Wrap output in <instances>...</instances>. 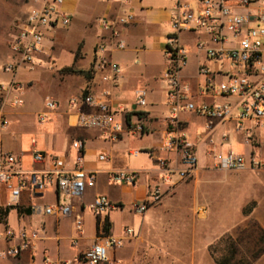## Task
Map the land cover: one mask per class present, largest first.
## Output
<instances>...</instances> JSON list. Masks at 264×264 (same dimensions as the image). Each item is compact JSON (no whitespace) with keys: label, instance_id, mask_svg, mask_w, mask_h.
<instances>
[{"label":"crops","instance_id":"0c3cea01","mask_svg":"<svg viewBox=\"0 0 264 264\" xmlns=\"http://www.w3.org/2000/svg\"><path fill=\"white\" fill-rule=\"evenodd\" d=\"M92 1L84 6L82 0H65V8L72 14L69 27L54 29L45 41V48L39 54L41 63L33 68L21 67L16 72L5 70L8 63L15 61L11 48L21 18L27 6L34 5L33 0H0V84L8 86L13 81L18 88H9L0 92V148L20 158L21 168L27 172L29 182L18 201L10 198L5 183L0 182V231L10 229L37 230L39 238L33 246L18 256H6L2 252L21 242L19 237L7 241L0 237V264H87L84 252L92 246L98 235L105 233L124 236L126 228H132L135 235L127 238L120 247L109 250V260L102 264H264V246L249 254L240 253L242 238L235 233V227L244 225L248 219L243 217L247 207L240 205V216L212 218L206 216L208 209L197 211L203 190L197 186L199 178L209 173L208 166H215L210 155L213 147L219 149L224 141H229V124L237 131L240 141L245 140L241 129L232 121L210 119L192 112L183 111L179 119L183 130L193 119L212 120L213 128L222 130L220 139L211 130L206 134L191 138L197 144V152L203 147L204 162L191 181L180 182L165 194L162 201L148 209L144 214L133 211V203L143 200L149 192V185L156 182L161 170L147 172L138 179L136 185L111 181V170L123 169L130 156L146 151L149 160L158 164L159 157L169 159L172 164L178 162L174 152H161L158 148L167 133L174 129L168 124L170 107L167 103V85L163 73L167 65L165 48L168 35L174 33L171 24L173 12L179 3L196 6L197 0H85ZM126 13L134 14L135 20L129 24L116 23L113 30L104 29L100 19L115 21ZM197 32L183 30L181 43L196 62L188 64L183 70V80L195 91L204 81L199 67L206 64L216 69L218 64L207 59L203 51L196 46ZM193 41L191 51L188 41ZM124 42L119 48L117 43ZM100 43L109 45V58L120 66L119 85L112 86L101 79V71L95 72V48ZM219 79H225L220 76ZM145 88L148 91V105L135 103V92ZM111 91L109 96L103 95ZM94 94L110 101L116 110V119L124 124V131L117 141L109 140L105 132L98 128H86L77 125V114L81 111H93L83 102L72 107L69 101L74 96ZM16 98L22 103L15 105ZM55 99L58 107L49 109L48 99ZM220 101L236 100L217 98ZM195 100L201 98L195 94ZM46 113L48 118L41 122L39 114ZM5 122V124H3ZM141 122L145 132L133 134L129 130ZM216 136V137H215ZM76 139L85 143L83 167L96 175V183L88 185L83 197L77 198L59 192L56 182L49 183L42 191L34 192L31 187L32 175L52 168L49 159L36 162L34 151L58 154L65 163V169L77 167L78 151L73 146ZM219 141V142H218ZM250 158L252 147L247 142ZM260 150L264 154V142L260 139ZM139 151L138 154H133ZM105 154L106 159L100 155ZM2 155L0 153V165ZM148 167V166H147ZM251 168L239 170L249 172ZM251 172V171H250ZM18 177H14L17 184ZM205 194V193H204ZM108 196L115 207L110 211L96 215L89 204L96 196ZM205 199V198H204ZM191 204H190V203ZM60 203L72 204L74 214L63 217L59 214L48 215L44 207ZM190 204V205H189ZM232 208L227 204L223 209ZM255 206L250 212L256 215V225L262 231L258 238L264 242V217ZM84 220V233L75 229V215ZM249 214V213H248ZM135 215H139L138 221Z\"/></svg>","mask_w":264,"mask_h":264},{"label":"built area","instance_id":"2783aa9c","mask_svg":"<svg viewBox=\"0 0 264 264\" xmlns=\"http://www.w3.org/2000/svg\"><path fill=\"white\" fill-rule=\"evenodd\" d=\"M33 1V7L19 21L18 31L11 43L15 61L5 66L7 71L16 72L21 67L38 66L41 63L39 54L44 51L49 33L54 29L69 27L72 23V14L65 8V0ZM134 20V14L126 13L118 16L115 21L102 18L100 23L104 29L113 30L115 36L118 35L114 29L116 23L126 25ZM171 24L174 33L167 37V65L163 79L167 85V103L170 107L168 124L174 129L167 133L158 150L174 152L178 162L174 165L165 157L157 159L161 175L156 182L149 185L147 197L133 203L132 209L138 214H144L160 203L173 187L194 178L198 172L197 144L184 132L183 122L179 119L183 111L210 119L232 121L243 131L246 142L252 147L250 158L247 159L244 154L234 150L224 153L222 149L213 147L210 155L216 167L226 170H264V154L260 150L261 137L264 140V0H197L196 6L179 3L172 14ZM183 30L197 32V48L205 53L207 59L218 64L216 69L206 64L200 65L199 74L204 76V81L195 91L182 76L189 58L188 50L180 40ZM117 46L124 48L125 44L119 41ZM108 52L109 45L106 43L96 46L94 71H101L102 81L118 86L120 66L109 58ZM220 76L225 79H219ZM10 87L18 88L15 81L8 86L1 83L0 92ZM110 94L109 90L103 93L106 96ZM195 94L201 98L200 102L195 100ZM218 97H235L236 100L220 101ZM80 102L94 110L79 112L78 126L102 129L111 141L121 138L124 124L116 119V110L109 100L89 93L72 97L69 104L76 107ZM13 103L20 105L22 99L16 98ZM135 103L142 107L148 105L147 89L136 90ZM46 104L51 110L59 105L52 98L48 99ZM47 118L46 113L39 114L41 122ZM129 130L133 134L141 135L145 132V127L139 122L130 126ZM73 146L78 151L77 167L73 170L65 169L64 160L58 154L34 151V161L43 162L49 159L52 164L50 169L30 173L34 192L42 191L49 183L55 181L61 194L81 198L87 186L96 183V175L83 167L84 141L76 139ZM0 153V182L8 186L10 198L16 202L29 184L26 179L27 172L21 168L17 155L2 152L1 148ZM100 158L106 159L107 156L101 154ZM15 176L19 179L17 184L14 183ZM109 177L115 183L136 185L140 172L111 170ZM113 207L115 203L106 195L96 196L89 204V209L96 215L106 213ZM201 211L204 209L201 208ZM44 212L48 215L59 214L68 217L74 214V209L72 204L60 203L45 206ZM75 229L79 234L84 233V220L80 214L75 215ZM134 235L132 228H126L124 236L101 233L84 252L83 259L87 264L105 263L109 260L111 248L122 246L127 238ZM0 237L7 241L16 237L21 239L18 245L2 252L6 256H18L23 250L33 246L34 241L39 238V233L37 230L26 229L16 233L6 229L0 231Z\"/></svg>","mask_w":264,"mask_h":264},{"label":"rangeland","instance_id":"374dc122","mask_svg":"<svg viewBox=\"0 0 264 264\" xmlns=\"http://www.w3.org/2000/svg\"><path fill=\"white\" fill-rule=\"evenodd\" d=\"M82 3L84 6H88L92 4V1L86 3L85 0H82ZM32 7L33 5L27 6L26 12H29ZM0 19H2V17H0ZM188 42L190 49H192L191 51H194L192 46L193 41L191 40ZM189 61L193 64L197 61L194 54L190 55ZM211 125H214L212 120H204L201 118L193 119L189 124L188 134L192 136L191 138H196L197 136L203 137L208 130H211V132L215 131L214 134L220 139L222 130L213 128ZM227 129H230L228 132L230 142L224 141L219 149H222L224 153L234 150L248 157L247 154L250 148L246 142L239 140L237 131L233 129V124H229ZM261 139L264 142L262 137ZM147 155L149 154L146 151H141L140 155L130 156L127 158L126 165L123 169L137 170L140 172L141 178H143L147 172L160 170L158 164H156L154 160H149ZM204 160L202 147L199 166L203 164ZM207 169L212 171L205 173L204 176L200 174L201 177L198 180L199 183H197V186L203 189L201 190L203 193H201L200 206H197V211H201V208H203L202 205H204L208 209L206 216L210 215L212 218H222L231 215L239 217L241 211L236 209V207L242 204L246 205L245 207H247V209L244 212L246 215L243 217H247L250 220H247L244 225L235 227V233L242 237L238 238L239 241L242 240L240 253L249 254L252 251H257L264 246V242L258 241V238L262 235V231H260L254 220L256 215L250 212L255 206L260 205L262 209H260L259 212L261 216L264 217V170L250 169L251 172H242L239 170H226L216 166L212 167L210 165ZM190 181L189 179L182 182L188 183ZM226 204L232 208H228L227 210L223 209V206ZM139 218V215H135L136 221H138Z\"/></svg>","mask_w":264,"mask_h":264}]
</instances>
